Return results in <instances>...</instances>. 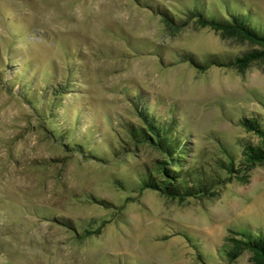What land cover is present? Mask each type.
Returning <instances> with one entry per match:
<instances>
[{
  "label": "rangeland",
  "instance_id": "1",
  "mask_svg": "<svg viewBox=\"0 0 264 264\" xmlns=\"http://www.w3.org/2000/svg\"><path fill=\"white\" fill-rule=\"evenodd\" d=\"M191 1L204 7L0 0V264H254L251 252L231 261L227 250L234 232L264 237V165L214 197L172 199L129 181L162 157L156 149L134 147L105 163L50 131L75 128L107 153L121 125L139 122L136 106H147L176 119L189 163L198 157L209 166L227 150L241 161L240 139L258 142L241 120L255 117L264 128V62L241 73L182 61L253 48L210 27L169 25L154 11ZM205 1L224 13L248 10L264 27V0ZM54 90L63 93L53 98Z\"/></svg>",
  "mask_w": 264,
  "mask_h": 264
},
{
  "label": "trees",
  "instance_id": "2",
  "mask_svg": "<svg viewBox=\"0 0 264 264\" xmlns=\"http://www.w3.org/2000/svg\"><path fill=\"white\" fill-rule=\"evenodd\" d=\"M200 1L204 3V7L191 1V6L183 10L160 6L161 8H154V11H158L169 25L183 28L195 23L201 27H210L225 39L248 42L253 48L231 59L214 55L200 61L191 54H183L182 61L189 62L199 70L220 66L233 67L241 73L246 72L253 63L264 62V27L259 28L258 25L262 24L260 20L248 10L229 9L224 13L211 6V3ZM211 10H217L218 13H212ZM62 93V90H54L51 96L57 98ZM136 114L139 122L121 125L123 133L118 134V143L109 148L107 153H100L96 147H91L88 142L90 136L85 134L83 137H76L75 128L71 130L54 125L50 131L71 151L87 159L105 163L113 161L114 157L117 159L121 155L134 152V147L145 145L156 149L162 157L158 158L153 166L146 164L142 169H137L129 181L138 188L139 193L152 189L172 199L214 197L217 187L235 179L248 183L250 172L257 165H264V128L255 117H245L240 122L247 132L258 137V142L255 143L251 139H240L241 161L238 162L236 155L225 149L228 155H217L212 164L207 166L208 164L198 161V157L189 163L190 147L175 118H162L147 106H136ZM123 181L120 179L118 184L123 185ZM234 233L237 236L229 237L232 246L227 250L229 259L234 261L245 251H249L252 253L254 264H264V237Z\"/></svg>",
  "mask_w": 264,
  "mask_h": 264
}]
</instances>
